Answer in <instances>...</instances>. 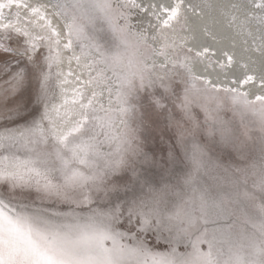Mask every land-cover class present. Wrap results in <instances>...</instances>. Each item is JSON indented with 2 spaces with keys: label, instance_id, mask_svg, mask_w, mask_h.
Here are the masks:
<instances>
[{
  "label": "snow or ice",
  "instance_id": "1",
  "mask_svg": "<svg viewBox=\"0 0 264 264\" xmlns=\"http://www.w3.org/2000/svg\"><path fill=\"white\" fill-rule=\"evenodd\" d=\"M227 8L264 57V0ZM190 14L0 0V264H264V67L197 72L235 61Z\"/></svg>",
  "mask_w": 264,
  "mask_h": 264
},
{
  "label": "bare ground",
  "instance_id": "2",
  "mask_svg": "<svg viewBox=\"0 0 264 264\" xmlns=\"http://www.w3.org/2000/svg\"><path fill=\"white\" fill-rule=\"evenodd\" d=\"M30 4H39V3H51V0H27ZM171 2V0H168ZM186 2H191L196 5L201 6L202 14L199 17H192L190 14V22L195 21L196 26L199 29L208 27L211 29L214 35H216L217 40L213 41V46L217 50V60L226 59L223 57V51H228L234 56L235 63L230 65L228 68H220L219 64L214 66L208 65L207 61H196L195 70L197 72L211 70L216 78L223 79V74L228 72L230 69L235 71L237 74H240L244 71H249L257 75L260 74L262 67H264V57H261L258 53H253L249 51L251 41L246 44L245 40L247 37L244 35H238L235 28L230 25L229 17L226 15L228 8L227 6L238 2V0H186ZM208 4H211L213 7L209 9ZM17 9L13 7L11 10L6 9V15L9 19H15V12ZM22 15H27L28 13L24 10H21ZM57 24L62 25V21L58 18L54 21ZM67 55V53H66ZM157 62H163V57H157ZM248 63V69L243 68V64ZM64 69L67 70L69 65L65 61L63 65ZM74 71H79L75 61L71 65ZM85 76L87 73L84 74ZM71 79V78H70ZM67 87L71 88L72 85L69 84ZM258 88V81L256 84L249 86L246 90L256 91ZM59 95V90L57 89V96ZM143 102V101H142Z\"/></svg>",
  "mask_w": 264,
  "mask_h": 264
},
{
  "label": "rangeland",
  "instance_id": "3",
  "mask_svg": "<svg viewBox=\"0 0 264 264\" xmlns=\"http://www.w3.org/2000/svg\"><path fill=\"white\" fill-rule=\"evenodd\" d=\"M147 95V93H145V96ZM147 101L146 100H143V103H146Z\"/></svg>",
  "mask_w": 264,
  "mask_h": 264
}]
</instances>
